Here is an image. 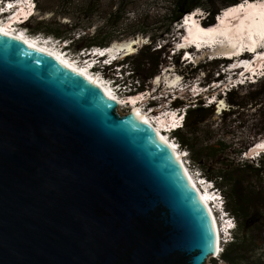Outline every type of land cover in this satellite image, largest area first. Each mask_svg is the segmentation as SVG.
Wrapping results in <instances>:
<instances>
[{"label": "water", "instance_id": "water-1", "mask_svg": "<svg viewBox=\"0 0 264 264\" xmlns=\"http://www.w3.org/2000/svg\"><path fill=\"white\" fill-rule=\"evenodd\" d=\"M210 215L163 141L0 32V264H206Z\"/></svg>", "mask_w": 264, "mask_h": 264}, {"label": "trees", "instance_id": "trees-1", "mask_svg": "<svg viewBox=\"0 0 264 264\" xmlns=\"http://www.w3.org/2000/svg\"><path fill=\"white\" fill-rule=\"evenodd\" d=\"M35 6L38 8L39 0H34ZM127 0H119L116 4L118 8ZM242 0H225L223 2H216L215 0H173L172 8L167 15L168 27L164 31L165 36H170V39L175 41L174 28L179 24L184 14L191 13L196 9H201L207 19V23L213 22L214 15L218 14V10L223 7L237 5ZM137 24H141L142 28H147L157 23L150 22L148 18L141 19L140 22L135 20ZM46 24L44 21H38L34 28L37 30H43L42 25ZM29 25V22L28 24ZM132 23L128 28L127 36L134 37L137 33ZM62 26L58 25V28L46 29L47 35L60 41H71L69 48L75 47V52L81 50H87L92 47L109 48L113 42V39L118 37H106L102 31V27L95 26L93 28V36L89 42H87V33L84 29L76 28L75 30L61 31ZM115 32L122 31L116 25L112 27ZM126 28V29H127ZM139 32V31H137ZM101 36L97 41L96 38ZM162 36H155L151 38V41L147 45L141 46V48L131 55H127L120 61L121 67L129 69L132 72L131 76L123 81V85L128 83L133 87L132 81L134 80L133 73H143L147 78H151L157 72V67L160 64L158 55L163 47L168 50L172 44L167 41L164 46H160L159 49H155L156 43H158ZM177 39V37H176ZM168 44V45H167ZM125 65L127 62H129ZM178 56L175 57V63H177ZM128 65H131L129 68ZM148 66V67H147ZM147 67V68H145ZM201 68V66L199 67ZM264 79L255 86L254 97L259 95L264 96ZM137 84V83H136ZM135 88V86H134ZM136 89V88H135ZM137 91H143L141 84H138ZM232 92L226 94V100L231 106H242L239 103H234L230 100ZM200 98L193 100L194 106L188 107L184 125L182 129H179L172 133V137L175 138L184 148L189 155V159L193 165L202 173L207 179L212 181L214 186L221 191L224 197V209L235 219L236 232L232 243L227 245L220 258L226 264H264L263 255L255 257L258 251L264 252V154L258 156L257 159L252 160L241 158V155L245 152V149H234L232 143L227 139L213 140L206 139L208 135H211L210 131L205 130L208 127L205 125L208 119L214 116L212 105L202 106ZM182 103L177 101L173 103V106H180ZM230 109V108H229ZM235 113L231 110L222 111L219 114V118L223 122L225 136L231 134L228 127L233 126L235 121H229L227 119ZM216 263L215 260H211Z\"/></svg>", "mask_w": 264, "mask_h": 264}, {"label": "rangeland", "instance_id": "rangeland-1", "mask_svg": "<svg viewBox=\"0 0 264 264\" xmlns=\"http://www.w3.org/2000/svg\"><path fill=\"white\" fill-rule=\"evenodd\" d=\"M172 1L173 0H127V5L125 6V3L118 8L116 5L119 0H39L38 2V8L35 6L34 15L30 18L29 25H25L28 34L36 35L37 33L41 34L44 39H47V37H51L46 33V29L50 28H58V25H61L60 28L61 31H67V30H75L76 28L83 29L85 26L87 29H84L86 31L87 36L86 40L89 42L91 38L95 37L93 36V28L95 26L102 27L103 33L106 35V37H118L117 39H113L112 43H120L125 42L130 39L134 38H140L142 43H140V46H136L133 52H124L122 55H133L135 54L143 45L149 44L151 41V38L157 36H162L160 41L156 43L155 49H159L160 46H164V44L169 41L172 43H177L180 41V36L183 35L184 30L180 27V22L177 24L174 28V38L175 42H173L172 39H170V36H165L164 31L168 27L167 22V15L169 13V10L172 8ZM216 2H223L225 0H215ZM35 2V1H34ZM241 2H244L242 0ZM239 2L238 4H240ZM246 2V1H245ZM256 2H258L256 0ZM233 6V5H232ZM230 7V6H228ZM227 7H223L220 10H218V14L220 11H223ZM201 10V9H196ZM202 11V10H201ZM193 12V11H192ZM216 14V15H218ZM216 15L213 17V21L215 20ZM148 18L150 22L157 23L155 25H152L146 28H142L141 24H137L135 20L140 22L141 19ZM202 20L207 23L208 17L206 15L201 17ZM38 21H44L46 24L42 25L43 30H37L34 28V25ZM134 25L133 29L136 31V35L134 37L127 36L126 33L128 32V28L130 25ZM113 25H116V27H119L122 31L118 35L115 30L112 28ZM127 28V29H126ZM182 32H181V31ZM181 33V34H179ZM178 35V36H176ZM41 36V37H42ZM101 38V36H98L96 40L98 41ZM179 40V41H178ZM219 44V43H218ZM227 44V43H226ZM168 45V44H167ZM226 45L219 44V48L222 49ZM264 41L262 40L259 44L258 51L263 50ZM113 44L110 45L109 48H112ZM171 47V46H170ZM260 48V49H259ZM236 48H232L231 51H235ZM75 47H72L69 49L70 54H74L75 57H80V53L75 52ZM173 50L167 51L163 47L160 54L158 55V59L160 61V64L157 67V72L154 76L151 78H147L143 73H133L134 80L132 81V85L135 86V88H138V84L143 87V91L148 90L155 91L156 90V96L159 97L160 92L163 93V95H167V92H169L170 89H168L166 82H163L164 78H175L178 77V82L174 85H179L180 82H186L188 85H191L192 82L195 81L194 84L199 83L200 87L205 88L209 86L214 81L225 80L230 76H233V73H225V75L221 74L219 70H222L225 68L226 65L224 63H231V59L229 61L227 60H209L206 59V55L209 51H204L198 53V55H195L196 58L192 59V63L189 62H181L178 58V62L175 63V57L176 55H172ZM212 54V53H211ZM261 55H259L260 57ZM76 57V58H77ZM75 58V59H76ZM202 58V59H201ZM247 59L248 57H236L233 59V61H238V59ZM82 60V59H80ZM199 61V62H198ZM242 61V60H241ZM129 62H127L125 65H127ZM241 63V62H240ZM250 63V62H249ZM248 64V63H247ZM201 66V68H199ZM234 66V63H233ZM232 66V67H233ZM130 68L131 65H128ZM148 67V66H147ZM145 67V68H147ZM239 69L240 65L237 67ZM148 69V68H147ZM123 70V69H122ZM231 71V70H230ZM118 75V74H117ZM162 76L161 84H153V81L155 80L156 76ZM116 75H114L115 77ZM124 76H127L125 74ZM126 79V78H125ZM124 79V80H125ZM264 79V78H262ZM119 80L120 76H119ZM261 81V80H260ZM258 81L257 84L260 82ZM137 83V84H136ZM264 83V81H263ZM225 83H222V87ZM166 85V87H165ZM251 85V84H250ZM256 83H253L252 86H255ZM119 90L121 96L124 97L128 95H134L136 94L137 90L130 86V84L126 83L122 85L120 83ZM234 84L228 83L227 86L224 87V89L210 91L207 90L206 97H211L212 94H216L215 101L216 103L212 102V97L210 99L204 100L202 103V106L208 103V106L212 105V111L214 113V116L210 119H208L207 124H205L208 128L205 130H209L211 135H208L206 139H213V140H221V139H227L228 142L232 143V148L234 149H245L247 150V153L249 152L248 148L254 144L255 142L262 139L264 141V96L259 95L258 97H254V91L255 87H250L248 85L244 86H237L233 87ZM130 87V89H128ZM192 86H190L191 89ZM167 88V89H166ZM232 92V96L230 97V100L234 103H239L242 106L239 108L238 106H231L229 105L228 101L226 100V94L228 92ZM140 92V91H139ZM224 92V93H223ZM159 93V94H158ZM191 96V95H190ZM165 96L162 97V101H166L167 99H163ZM126 98V97H125ZM200 98V97H198ZM192 99V98H191ZM191 101V100H189ZM159 102V101H157ZM223 102V106L221 107V110H217L218 104ZM181 105H185V103L181 102ZM122 114L128 112L129 110L127 108L122 107ZM230 108V109H229ZM231 110L235 114L231 115L230 118L227 119V123L231 121H235L233 123V126L228 127V130L231 134H227L226 136L223 122L219 118V114L222 111ZM164 122V121H162ZM243 155V154H242ZM241 155V158H243ZM254 156V159H257L256 154L252 155ZM246 159H250L246 154ZM245 159V158H243ZM206 188V187H202ZM207 189V188H206ZM264 250V248H263ZM263 255L264 252L258 251L255 255V257ZM207 264H220L216 261V263H213L211 260H208Z\"/></svg>", "mask_w": 264, "mask_h": 264}, {"label": "bare ground", "instance_id": "bare-ground-1", "mask_svg": "<svg viewBox=\"0 0 264 264\" xmlns=\"http://www.w3.org/2000/svg\"><path fill=\"white\" fill-rule=\"evenodd\" d=\"M257 1L258 2H256V0H244L245 3L243 5L230 8L223 14L217 26L205 31V34L210 36L211 41H213V39H216L219 44L226 45V47L222 46L223 47L222 49H220L221 48L220 47V48H216L215 50H213V54L227 55L228 58H232L233 60L236 56L233 54L234 51H231L232 48H236L238 45L240 47H242L243 45H247L252 48L254 46L251 43H255L256 44L255 47H257L262 40L264 41V0H257ZM9 25H11V28L13 27L11 22L9 23L0 22V32L7 34L11 37H15L16 39H18L25 45L33 47L40 52H43L49 57L66 65V67H68L69 69H72L73 71L80 73L91 84L98 87L101 91L106 93L112 100H114L117 103L118 113L121 114L123 110L122 107L127 108L129 111L132 109V111L135 114H137L138 117L163 141V143L166 145L169 151H171L172 155L174 156L178 164L181 166V169L183 170L189 183L193 187L197 197L200 199V201L202 202V204L204 205V207L206 208V210L208 211L210 215L211 222H212L213 229H214V235H215L214 247H215V253H216L220 246L218 245V237H219V235H217L218 226L215 221L212 210L210 209L211 200L209 198L211 197V195L207 191L206 189L207 187L205 185H202V187H206V188L199 189V187L195 184L194 177L188 173L187 168L182 164L183 160L180 158L181 157L180 154L177 151L173 150L172 146L167 141V137H165L164 133L161 131L162 124L165 122V120L160 119L156 121L155 123H152L150 118L145 113H143L141 108L137 107L139 103L138 101L139 97H134V95L136 94L125 96L126 98L124 99L122 98L121 100H118L117 98L112 96L113 94L111 92V89H108L109 87L107 85H104L103 83L99 82L97 79L99 78L98 76H95L94 78L89 76L90 74H92L89 70L91 69L92 65H89L88 62L81 63V64L76 61L70 62L68 59H66L64 56L61 55L59 48L54 49L52 46L48 45L46 42L35 41V39L31 40L30 38L25 37L22 34L16 35L14 28L11 29ZM186 30H191V28L188 27L186 28ZM223 39H226V41H224ZM203 42L204 44H208L209 41L204 40ZM140 43H142L140 38L130 39L125 42H120L118 44L114 43L113 47L108 49L106 53L109 56H113L116 54L119 55L120 53H124V52L125 53L133 52L136 46L138 45L140 46ZM94 48H97V47H94ZM167 51H170V48H168ZM177 56L180 59V56L179 55ZM258 58H259V54H257V56L255 57V60H258ZM238 61H241L240 63L241 69L249 65L247 64L248 61H245V59L240 58L238 59ZM251 66L253 67L254 64H251ZM256 70L257 68H255V71ZM237 73H239L238 70H237ZM233 79L234 77L231 80ZM161 80H162V76L159 77L158 75L153 81V84H161ZM163 80H164L163 82H166L165 84H167L168 89H171L172 86H174L178 82L179 79L178 77H175V78H164ZM211 84L212 86L209 87L207 90L214 88L212 91L215 92L221 87V86L219 87L217 86V81H214ZM205 88H202L204 93L207 92V90H204ZM211 97H209L208 99H210ZM222 106H223V102L219 103L216 109L219 111L221 110ZM261 148H264V141H262V139L252 144L248 148L249 150L248 153H247V150L244 153L247 154V156L249 157V156L254 155Z\"/></svg>", "mask_w": 264, "mask_h": 264}, {"label": "built area", "instance_id": "built-area-1", "mask_svg": "<svg viewBox=\"0 0 264 264\" xmlns=\"http://www.w3.org/2000/svg\"><path fill=\"white\" fill-rule=\"evenodd\" d=\"M35 11V2L34 0H0V22L2 23H9L13 25L12 28H14L16 35L22 34L25 37L30 38L31 40L35 39V41H42L46 42L47 44L51 41H54L58 44L59 51H62V56H64L66 59H68L70 62L75 61L74 59L75 55L72 53H69V44L71 41H60L57 39H54L52 37H47V39H44L43 36L39 33L36 35L28 34L26 27H24L31 19V16L34 15ZM25 22V23H24ZM11 28V25H9ZM11 28V29H12ZM42 36V37H41ZM98 49V47H97ZM94 49V47L87 49V50H97ZM85 50L79 51V53H83ZM103 53V52H102ZM128 73L127 75L132 74L129 69H127ZM128 76H124V78H127ZM246 79V77H244ZM248 79L252 80V77H249ZM186 83V82H183ZM200 84H197V87L200 88ZM131 86V85H130ZM134 88V86H133ZM130 89V87L128 88ZM201 89L198 90V88H194L193 91V99H198V94H200ZM136 95L134 97H139L138 106L140 107L143 113H145L151 120L152 123H155L158 120H165L164 124L168 126V129H182L184 125L185 120V114L187 111L188 106L186 105H180V106H171L170 100L173 97H169L171 99H167V107L168 109H162L160 102V95L159 97L154 96L156 92L153 91H136ZM120 91L117 93L118 96L122 99L123 97L121 94H119ZM224 93V92H223ZM162 96V95H161ZM125 98V97H124ZM215 97H212V100H215ZM141 102V103H140ZM194 104L192 105V107ZM203 106H208V103H206ZM154 120V121H152ZM171 144L173 145V150L177 151L180 154V158L183 160L182 164L187 168L188 173L194 177L195 184L201 189L202 185H205L207 187V191L211 195L209 198L211 200L210 209L212 210V213L214 215L215 221L218 226V245L220 246L218 248V251L209 257L206 261V264L208 260H215L219 262L220 264H226L221 258L220 255L223 251V249L232 243L234 240V235L236 232V223L235 219L224 209V197L223 194L219 189H217L212 181L207 180L202 173L193 165L192 161L189 159L188 152L181 147L180 143L175 139L171 138ZM243 158H247L246 154L243 153Z\"/></svg>", "mask_w": 264, "mask_h": 264}, {"label": "clouds", "instance_id": "clouds-1", "mask_svg": "<svg viewBox=\"0 0 264 264\" xmlns=\"http://www.w3.org/2000/svg\"><path fill=\"white\" fill-rule=\"evenodd\" d=\"M241 3H242V2H241ZM233 6H234V5H233ZM194 13H195V14H198V15H201L202 17H203V14H204V16H205V13H204L203 11H201V10H198V11L196 10V12H194ZM48 45L52 46L54 49H55V47H56V48H59V47H58V44L55 43L54 41L49 42ZM95 51H98V50H95ZM95 51H94V52H95ZM120 68H121V70L123 69V70L121 71V73H122L123 75H125V74L128 73L127 69H125L124 67H120ZM260 80H261V79H260L259 77H257L256 81L258 82V81H260ZM257 82H256V83H257ZM158 94H159V93H158ZM159 95H160V94H159ZM215 95H216L215 93L212 94V97H215ZM154 96H156V94H155ZM192 101H193V100H192ZM192 101H190V102H186L185 105L188 106V107H191V106H192V105H191V104H192Z\"/></svg>", "mask_w": 264, "mask_h": 264}]
</instances>
